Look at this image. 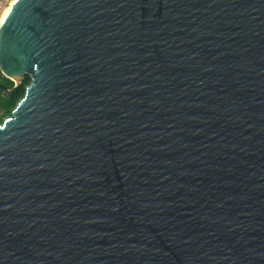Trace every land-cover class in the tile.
Instances as JSON below:
<instances>
[{"label":"water","instance_id":"95a60500","mask_svg":"<svg viewBox=\"0 0 264 264\" xmlns=\"http://www.w3.org/2000/svg\"><path fill=\"white\" fill-rule=\"evenodd\" d=\"M0 72V264H264V0H14Z\"/></svg>","mask_w":264,"mask_h":264},{"label":"trees","instance_id":"16d2710c","mask_svg":"<svg viewBox=\"0 0 264 264\" xmlns=\"http://www.w3.org/2000/svg\"><path fill=\"white\" fill-rule=\"evenodd\" d=\"M28 77L15 86L14 82L5 78L0 72V124L11 115L17 103L23 98L25 89L29 85ZM5 88V89H4Z\"/></svg>","mask_w":264,"mask_h":264},{"label":"built area","instance_id":"2783aa9c","mask_svg":"<svg viewBox=\"0 0 264 264\" xmlns=\"http://www.w3.org/2000/svg\"><path fill=\"white\" fill-rule=\"evenodd\" d=\"M12 0H0V23Z\"/></svg>","mask_w":264,"mask_h":264},{"label":"bare ground","instance_id":"6f19581e","mask_svg":"<svg viewBox=\"0 0 264 264\" xmlns=\"http://www.w3.org/2000/svg\"><path fill=\"white\" fill-rule=\"evenodd\" d=\"M14 3V0L11 1L10 6L8 7V9L6 10V12L4 13L3 17L6 15V13L8 12L9 8L11 7V5Z\"/></svg>","mask_w":264,"mask_h":264}]
</instances>
